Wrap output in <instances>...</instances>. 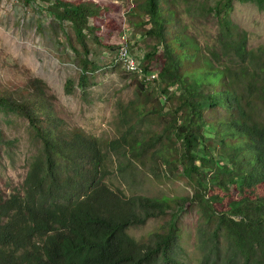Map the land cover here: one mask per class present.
Here are the masks:
<instances>
[{
	"label": "trees",
	"instance_id": "obj_1",
	"mask_svg": "<svg viewBox=\"0 0 264 264\" xmlns=\"http://www.w3.org/2000/svg\"><path fill=\"white\" fill-rule=\"evenodd\" d=\"M38 1L55 22L67 24L68 46L79 56L77 86L85 93L97 69L89 43L102 44L103 31L115 25L109 14L120 5ZM121 1L133 34L152 42L139 73L128 71L136 78L156 72L153 92L164 100L153 97L145 79L135 81L133 98L118 106L122 128L102 145L64 127L42 80L1 84L0 113L23 118L38 149L20 190L0 199V264H182L175 215L191 208L199 215L200 264H264V45L249 49L246 32L231 19L235 3L264 12V0H216L207 9L217 22L218 51L202 49L184 32L170 0ZM205 128L218 141L217 167ZM201 146L208 159L199 156ZM111 154L150 177L163 171L185 181L191 192L126 196L105 182ZM207 164L210 176L202 173ZM158 218L166 220L145 242L128 233Z\"/></svg>",
	"mask_w": 264,
	"mask_h": 264
},
{
	"label": "rangeland",
	"instance_id": "obj_2",
	"mask_svg": "<svg viewBox=\"0 0 264 264\" xmlns=\"http://www.w3.org/2000/svg\"><path fill=\"white\" fill-rule=\"evenodd\" d=\"M215 1L170 0L180 12L184 32L194 38L202 49L210 51L219 50L217 22L207 12ZM113 2L120 5V13L109 14L115 25L103 31L100 38L102 44L89 43L90 59L97 69L90 86L83 93L77 86L79 56L68 46L67 24L62 27L55 22L38 0L28 5L20 0H0V85L19 83L28 78L42 80L55 97L56 111L63 119L64 127L93 137L102 145L116 138L122 128L118 122V106H125L133 98L135 81L145 79L153 97L164 100L158 91L153 92L156 72L145 76L138 74L136 78L126 69L123 61L120 62L119 52L124 46L139 71L142 57L152 42L133 34L128 27L127 18L122 17L125 2ZM231 19L246 32L249 49L264 45V12L250 3H235ZM68 81L72 83L69 92L66 88ZM173 102V99L168 101L166 110ZM0 132V199H4L20 190L38 146L29 137L27 122L14 114L0 113ZM204 137L211 146L208 152L217 167L222 160L216 150L218 141L208 128L204 129ZM208 152L202 146L198 150L199 156L204 159H208ZM119 162L126 166L121 168ZM106 163L109 174L105 182L126 196L172 198L185 197L191 192L185 181L167 179L163 171L157 173L158 178L150 177L113 154L108 155ZM197 164L200 165V162ZM212 172L210 164L202 168L204 176H210ZM175 219L181 229L178 259L182 264H200L202 253L198 247L199 215L196 208L179 210ZM165 220H148L144 225L131 227L128 233L136 241L145 242Z\"/></svg>",
	"mask_w": 264,
	"mask_h": 264
},
{
	"label": "bare ground",
	"instance_id": "obj_3",
	"mask_svg": "<svg viewBox=\"0 0 264 264\" xmlns=\"http://www.w3.org/2000/svg\"><path fill=\"white\" fill-rule=\"evenodd\" d=\"M124 48H125V51H127V48H126V47H124ZM121 50H122V47L120 48L119 57H120V55H121ZM127 52H129V51H127ZM127 55H128V54H127ZM120 60H121L120 62L123 61V63H124V65L126 66V69H127V70L132 71V72L138 70V67H136V65H131V68L128 67V59H120Z\"/></svg>",
	"mask_w": 264,
	"mask_h": 264
},
{
	"label": "built area",
	"instance_id": "obj_4",
	"mask_svg": "<svg viewBox=\"0 0 264 264\" xmlns=\"http://www.w3.org/2000/svg\"><path fill=\"white\" fill-rule=\"evenodd\" d=\"M119 59H128V67L131 68V65H135L132 59L129 58V55H127V51H125L124 46H122L121 55Z\"/></svg>",
	"mask_w": 264,
	"mask_h": 264
}]
</instances>
